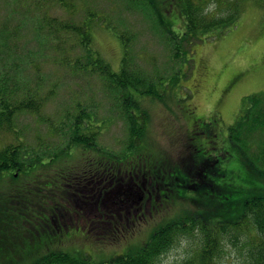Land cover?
<instances>
[{
	"label": "trees",
	"instance_id": "obj_1",
	"mask_svg": "<svg viewBox=\"0 0 264 264\" xmlns=\"http://www.w3.org/2000/svg\"><path fill=\"white\" fill-rule=\"evenodd\" d=\"M51 1L68 10L73 18L80 12L78 0H38L36 4L42 9ZM121 1L135 11L142 10L144 5L151 9L172 45L175 59H180V66L191 60L183 48L186 41L202 40L198 35L202 30L207 31L205 39L222 35L235 25L244 8L241 1L233 0L232 5L222 8L224 14L206 17L201 11L204 0H175L186 20V30L177 32L167 18L173 0ZM256 1L264 4V0ZM41 14L36 29L42 37L44 53L52 63L64 66L75 75L99 74L110 81L104 85L107 91L121 90L123 98L118 91L117 102L121 105L119 113L127 122L128 136L119 150L101 145L99 137L107 128L105 121L110 122L97 114L99 108L91 101L79 100L74 110L72 106L63 113L42 112L54 96L57 84L44 89L41 66L34 59L30 62L36 74L35 82L28 80L33 75L30 67H19V61L10 58L6 50L7 39L15 33L7 30L9 20L3 19L0 137L7 139L0 142V207L6 220L24 223L32 220L41 224L34 230L48 235V238L38 239H42L44 249L56 243L53 235L72 226L90 228L87 238L96 244L114 243L117 239L134 236L136 226L150 224L173 200L189 202L193 207L183 209L174 218L164 217L162 224L154 227L150 238L140 247L107 260L95 261L85 251L70 253L55 249L27 264H153L156 253L170 242L177 230L187 231L193 225L200 226L202 235L198 252L189 264H216L219 235L233 229L240 231V227L233 225H239L243 219H249L257 231V238L248 250L251 264H264V136L258 141L254 139L256 132L264 129V99L259 95L244 98V113L229 127V142L238 154L241 173L245 174L241 185L221 181L225 174L219 162L229 151L217 156L207 144L216 135L212 126L215 118L190 122L184 144L189 149L187 155L161 153L155 141L150 140L152 120L145 109L137 111L140 104L128 91L129 87L151 95L152 99H163L166 94L154 89L155 80L132 67L129 48L133 34L130 31L120 30L109 22L118 28L124 45V60L121 69L116 71L94 48L90 32V18L101 21L106 16L87 11L83 19L75 21L52 16L48 9ZM26 64L25 61L22 65ZM177 74L178 71L169 79L174 82ZM158 79L163 82L168 78ZM28 116L36 118V122L47 129L50 140L29 138L24 125H19V121ZM199 123L201 129L197 127ZM197 133L210 140H193ZM192 188L205 201L198 200L195 192H188L193 191ZM237 192L241 198H235ZM6 225V231H0V254L8 252L18 239L16 234L8 235L10 227ZM23 241V237L18 239L19 243Z\"/></svg>",
	"mask_w": 264,
	"mask_h": 264
},
{
	"label": "rangeland",
	"instance_id": "obj_2",
	"mask_svg": "<svg viewBox=\"0 0 264 264\" xmlns=\"http://www.w3.org/2000/svg\"><path fill=\"white\" fill-rule=\"evenodd\" d=\"M38 0H0V31L3 19H8L7 30L11 33L7 39L6 50L10 58L19 61V67H30L32 77L28 78L32 83L35 81L36 74L30 61L38 62L41 66V74L44 77V89L47 90L52 84H57L54 96L49 99L48 106L42 111L49 114L63 113L66 108L76 106L79 100H86L98 106L97 114L107 119V128L99 137V143L106 147L119 150L124 147L128 134L126 120L120 115L121 105L117 102V96L122 95L118 91L111 92L106 90L104 85L110 83L99 74H72L64 66L52 63L47 54L44 53L42 37L36 27L41 20L42 12L48 9L52 16L59 18H73L68 10L49 2L44 8H39L36 4ZM172 1V0H171ZM198 1V0H196ZM223 1V2H221ZM244 4V8L239 14L235 25L230 26V30L219 34L210 39H205L207 31H200L202 40L192 38L183 44L187 53V58L191 60L183 62L180 66V59L174 57L172 45L167 41V36L163 32L162 26L151 14V9L144 5L143 9L135 11L127 3L121 0H78L80 12L73 18L75 21L83 19L87 11H94L104 18L99 21L90 18V32L94 48L101 56L111 64L113 70L119 71L124 60V45L118 35V28L123 31H130L133 34L130 63L133 68L141 69L154 81V89L158 92L164 91L163 99L154 98L149 94H141L134 87H129V92L137 99L140 104L137 111L145 109L148 103H158L162 111L158 120H152L149 138L155 141L161 153H171L178 156L186 149V137L188 136L190 122L198 119V122L206 118H215L213 128L215 132L212 141L207 144L212 147L214 155H221L224 151H229L228 156L223 158L220 163V170L225 174L221 181H228L232 184L241 185L244 172L241 173V163L237 157V152L229 142V127L235 124L244 113V98L250 95H259L264 99V4L256 0H239ZM44 2V1H43ZM215 2L218 14L223 7L230 6L233 0H204L201 2L202 10L207 5ZM172 11L167 15L168 20L172 21L177 32L186 30L184 25L186 20L183 17L176 1L172 2ZM152 16H151V15ZM111 20V21H110ZM112 22L114 25L109 24ZM216 30H219L216 28ZM214 34V32H210ZM4 40V33L0 32V41ZM1 51V49H0ZM34 59V60H32ZM27 64L22 65L24 62ZM30 62V64H29ZM181 67V69H180ZM188 69H190L188 71ZM176 79L172 82L169 78L176 74ZM168 78L161 79L158 78ZM162 93V92H161ZM123 98V95H122ZM165 100V101H164ZM87 103V102H85ZM36 118L30 116L23 117L19 125H24L29 133V138L39 140V138L49 136L47 129L36 122ZM211 126V127H212ZM199 129L202 125L197 126ZM210 127V128H211ZM254 135V132H253ZM264 136V129L256 132V141ZM39 137V138H38ZM6 137H0V142L5 141ZM203 139L202 134H195L193 140ZM256 149V147H254ZM167 150L168 152H165ZM177 155L175 154V152ZM189 190L188 192H195ZM242 195V194H241ZM196 198L205 201L203 197L196 194ZM235 198H241L240 193ZM172 205L157 213L150 224L136 226L134 236L128 239H117L114 243H94L87 238L91 233L90 228L72 226L70 229L63 230L56 235V243L49 244V248H44L42 239L48 235H41L35 232V227H40L36 221L30 223L13 220L8 222L3 215V208L0 207V231H6V224L9 225V236L14 234L19 238H24L22 243L14 242L13 247L8 252H2L0 264H27L32 259L38 258L48 250L63 249L71 252L85 251L89 253L95 261L107 260L115 254L126 253L129 249L140 247L144 240L150 238L154 227L162 224L165 218H174L182 213L183 209L193 207L189 202L181 203L171 201ZM184 211V210H183ZM237 212V211H236ZM234 212V213H236ZM148 213V212H147ZM198 218H201L198 217ZM203 219V218H202ZM29 220V219H28ZM214 220L217 217L214 216ZM158 225V226H157ZM34 226V227H33ZM241 230L233 229L229 232L236 240L245 238V248L247 251L252 242L257 238V231L249 223V219H243L239 225ZM5 228V230H4ZM40 237L42 238L41 240ZM52 237V236H51ZM101 244V245H99ZM200 242L197 245L198 252ZM42 249V250H41Z\"/></svg>",
	"mask_w": 264,
	"mask_h": 264
},
{
	"label": "clouds",
	"instance_id": "obj_3",
	"mask_svg": "<svg viewBox=\"0 0 264 264\" xmlns=\"http://www.w3.org/2000/svg\"><path fill=\"white\" fill-rule=\"evenodd\" d=\"M204 15L212 17L218 15L217 5L213 2L204 8ZM145 111L151 120H158L161 106L158 103H148ZM168 152L167 150H164ZM177 152L175 154L177 155ZM199 225H193L190 230H177L170 242L162 247L155 255L153 264H189L197 245L201 241ZM219 253L216 264H251L248 251L245 248V238L236 240L231 232H222L218 237Z\"/></svg>",
	"mask_w": 264,
	"mask_h": 264
}]
</instances>
